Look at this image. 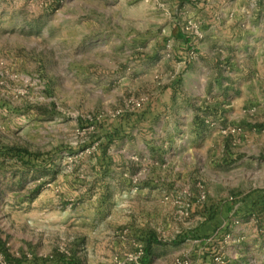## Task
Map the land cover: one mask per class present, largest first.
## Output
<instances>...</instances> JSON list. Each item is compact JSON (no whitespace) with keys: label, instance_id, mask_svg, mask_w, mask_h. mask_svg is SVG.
<instances>
[{"label":"rangeland","instance_id":"obj_1","mask_svg":"<svg viewBox=\"0 0 264 264\" xmlns=\"http://www.w3.org/2000/svg\"><path fill=\"white\" fill-rule=\"evenodd\" d=\"M217 14L264 0H0V264H264V113L219 122L185 178L149 140L177 77L149 47Z\"/></svg>","mask_w":264,"mask_h":264},{"label":"crops","instance_id":"obj_2","mask_svg":"<svg viewBox=\"0 0 264 264\" xmlns=\"http://www.w3.org/2000/svg\"><path fill=\"white\" fill-rule=\"evenodd\" d=\"M263 21L264 16L231 20L217 14L205 26L203 38H190L186 43L171 20L160 32L158 46L154 41L149 47L145 66L152 69L167 64L177 76L174 88L151 97V114L146 118L149 140L159 138L160 144L153 146L166 152L168 178H185L196 166L207 170L208 151L218 136L219 122L245 119L243 109L251 105L264 113ZM165 42L171 58L161 52ZM190 47L197 50L192 60L186 59ZM209 120L218 124L209 126ZM153 151L157 152L152 149L150 157L156 159Z\"/></svg>","mask_w":264,"mask_h":264},{"label":"trees","instance_id":"obj_3","mask_svg":"<svg viewBox=\"0 0 264 264\" xmlns=\"http://www.w3.org/2000/svg\"><path fill=\"white\" fill-rule=\"evenodd\" d=\"M185 41H186V43H190V38L191 37H189V36H186V35H184L183 34V37H182ZM19 153H21L20 154V156L21 157H29V156H31V153H27L26 151H24V152H22L21 150L19 151ZM150 256V250H149V247H147L146 248V250H145V260H144V262L146 263V262H148V257Z\"/></svg>","mask_w":264,"mask_h":264},{"label":"built area","instance_id":"obj_4","mask_svg":"<svg viewBox=\"0 0 264 264\" xmlns=\"http://www.w3.org/2000/svg\"><path fill=\"white\" fill-rule=\"evenodd\" d=\"M188 31H191V33H189V35L191 34V36H194L198 39H200L202 37L201 33L199 32V30L197 29V27L195 25L190 26L189 28H187Z\"/></svg>","mask_w":264,"mask_h":264}]
</instances>
